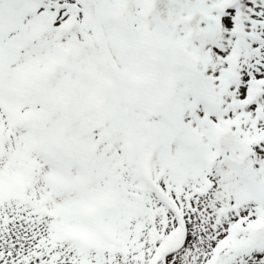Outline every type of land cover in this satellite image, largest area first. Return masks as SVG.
Instances as JSON below:
<instances>
[{"label":"snow or ice","instance_id":"obj_1","mask_svg":"<svg viewBox=\"0 0 264 264\" xmlns=\"http://www.w3.org/2000/svg\"><path fill=\"white\" fill-rule=\"evenodd\" d=\"M0 264H264V0H0Z\"/></svg>","mask_w":264,"mask_h":264}]
</instances>
